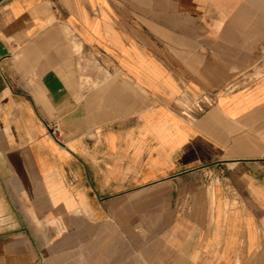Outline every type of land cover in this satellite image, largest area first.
<instances>
[{"label":"crops","instance_id":"crops-1","mask_svg":"<svg viewBox=\"0 0 264 264\" xmlns=\"http://www.w3.org/2000/svg\"><path fill=\"white\" fill-rule=\"evenodd\" d=\"M0 264H264V0H0Z\"/></svg>","mask_w":264,"mask_h":264},{"label":"rangeland","instance_id":"rangeland-1","mask_svg":"<svg viewBox=\"0 0 264 264\" xmlns=\"http://www.w3.org/2000/svg\"><path fill=\"white\" fill-rule=\"evenodd\" d=\"M210 103H212V101H210V100H205L204 102L191 100L188 103L187 107L192 109V110H199V109H202L204 106L209 105Z\"/></svg>","mask_w":264,"mask_h":264}]
</instances>
